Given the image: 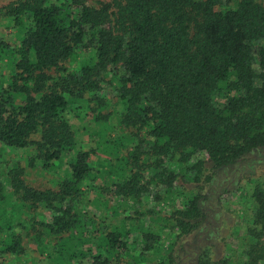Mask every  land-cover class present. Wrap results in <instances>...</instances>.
Wrapping results in <instances>:
<instances>
[{"label": "trees", "instance_id": "trees-1", "mask_svg": "<svg viewBox=\"0 0 264 264\" xmlns=\"http://www.w3.org/2000/svg\"><path fill=\"white\" fill-rule=\"evenodd\" d=\"M0 264H264V0L0 6Z\"/></svg>", "mask_w": 264, "mask_h": 264}, {"label": "rangeland", "instance_id": "rangeland-1", "mask_svg": "<svg viewBox=\"0 0 264 264\" xmlns=\"http://www.w3.org/2000/svg\"><path fill=\"white\" fill-rule=\"evenodd\" d=\"M10 1H13V0H0V6H2L3 4H6V3L10 2ZM12 155H14V154H12ZM17 155H19V154L17 153ZM261 167H263V165ZM55 170L56 169H53L52 171L45 172L43 174H41L40 172H37L35 170L34 171H30V175H29L28 179H29L30 182H33V184L36 183V184H39L41 186L48 187V186H50L49 182L52 179H56Z\"/></svg>", "mask_w": 264, "mask_h": 264}]
</instances>
